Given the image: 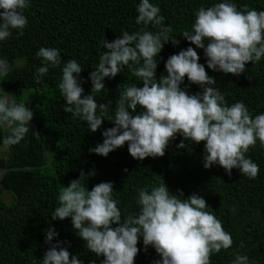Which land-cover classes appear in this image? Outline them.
I'll return each mask as SVG.
<instances>
[{
    "label": "trees",
    "instance_id": "1",
    "mask_svg": "<svg viewBox=\"0 0 264 264\" xmlns=\"http://www.w3.org/2000/svg\"><path fill=\"white\" fill-rule=\"evenodd\" d=\"M24 10L27 26L24 35L17 30L5 41H0V59H6L10 71L0 77V98L5 93L13 95L16 102L25 104L32 112L30 131L17 145L3 147L9 129L0 127V264H42L49 245L45 243L46 230L59 234L53 243L63 242L71 256H78L83 264H102L104 257L90 252L85 241L75 233L71 218L52 220L59 206L58 195L62 187L95 171L82 183L91 190L101 182L113 183L112 197L117 201L122 218L138 214L139 190L158 186L163 182L173 195L183 193L187 199L193 193L205 198L208 208L232 237V246L213 253L210 264H233L236 254L248 257V264H264V148L259 141L246 153L259 166L255 179L243 176L233 169L231 176L217 165L203 167L204 144L178 145L183 137L177 134L170 141L163 157L134 159L128 144L116 149L107 157L91 153L90 149L103 143V131L115 125L104 120L96 133H91L86 121L66 113V102L59 90L62 68L75 60L83 69L79 74L84 94H91L90 73L98 66L106 49L103 40L117 39L124 31L129 34L141 29L158 32L160 26L137 25V6L141 0H27ZM159 7L164 17L163 26L171 27V42L164 45L157 59L156 77L166 75L167 59L188 47L195 48L181 35L192 31L195 13L217 3H234L237 10L264 11V0H149ZM41 47L55 48L60 52V65L49 66V71L37 83V69L44 66L36 56ZM199 63L205 66L214 85L228 106L243 102L250 115L264 114V57L259 62L248 63L240 76L225 75L207 68L203 49L195 48ZM142 63V62H141ZM105 89L94 94L98 104L111 102L115 108L119 87L140 86L125 66L115 78H105ZM181 88L190 95L202 92L199 85L191 84L187 77ZM83 98V97H82ZM99 108L97 115H100ZM135 115V113L133 114ZM114 117L109 111L105 119ZM187 143V142H185ZM127 169V172H125ZM140 249L134 264H156L160 256L149 246L146 250L141 237Z\"/></svg>",
    "mask_w": 264,
    "mask_h": 264
},
{
    "label": "clouds",
    "instance_id": "2",
    "mask_svg": "<svg viewBox=\"0 0 264 264\" xmlns=\"http://www.w3.org/2000/svg\"><path fill=\"white\" fill-rule=\"evenodd\" d=\"M27 7V0H0V41L8 39L13 30L24 35ZM137 12V25L160 26V30L141 29L133 34L124 31L111 42L103 40L106 51L89 76L91 94L85 95L80 86L78 78L83 69L75 60H69L62 68L58 87L66 102L64 111L86 121L91 133H96L104 120L115 125L103 131V143L90 152L107 157L127 143L129 154L136 160L163 157L170 141L179 134L183 137L178 145L181 149L191 143L204 144L205 169L217 165L229 176L238 169L243 176L255 179L259 166L245 154L257 141L264 148V114L253 118L243 102L228 106L224 95L214 87L215 78L199 63L195 48L204 50L208 69L240 76L248 63L264 57V11L249 10L247 6L237 10L234 3L228 2L201 7L195 13L192 31L185 30L181 35L195 48L171 55L165 63L167 74L159 79V54L165 44L178 46L179 40L170 37L172 28L163 26L159 7L149 0H141ZM36 56L44 64L37 69L36 82L40 83L49 66L60 65V52L41 47ZM125 66L142 84L125 86L122 91L119 87L114 109L111 102L98 104L94 94L105 89V78H115ZM9 71V62L0 59V77H6ZM185 77L191 84L199 85L202 92L190 95L183 90ZM109 111H114V117L105 119ZM33 115L12 94L5 93L0 98V127L9 129L3 139L4 149L25 138ZM95 174L82 171L79 179L62 187L52 220L71 218L73 229L85 241L86 248L104 257L102 264H134L141 237L145 250L151 246L160 256L156 264H210L213 253L232 246L231 235L205 210L208 205L203 196L193 193L184 199L182 192L173 195L163 180L151 190L140 189L139 213L122 218L112 197L113 183L101 182L91 190L83 185L86 177ZM58 235L53 228L46 230L45 243L49 248L42 264H83L78 256H71L63 242L53 243ZM233 264H248V257L236 254Z\"/></svg>",
    "mask_w": 264,
    "mask_h": 264
},
{
    "label": "rangeland",
    "instance_id": "3",
    "mask_svg": "<svg viewBox=\"0 0 264 264\" xmlns=\"http://www.w3.org/2000/svg\"><path fill=\"white\" fill-rule=\"evenodd\" d=\"M0 177H1V175H0Z\"/></svg>",
    "mask_w": 264,
    "mask_h": 264
}]
</instances>
